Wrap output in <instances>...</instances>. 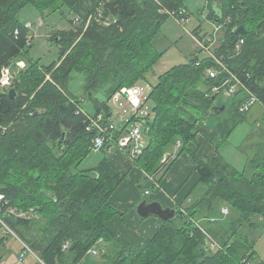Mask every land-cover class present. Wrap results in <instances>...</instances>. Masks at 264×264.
<instances>
[{
	"label": "trees",
	"instance_id": "16d2710c",
	"mask_svg": "<svg viewBox=\"0 0 264 264\" xmlns=\"http://www.w3.org/2000/svg\"><path fill=\"white\" fill-rule=\"evenodd\" d=\"M216 1L210 19L224 27L213 51L216 59L196 55L152 84L148 75L160 57L154 36L169 17L187 21L186 0H0V78L4 68L14 76L8 88L0 87L4 197L0 237L6 233L0 246L9 236L20 242L22 250L25 244L38 253V264H79L100 243L116 241L108 224L119 211L111 199L128 174L120 173L110 158L114 150H121L108 143L94 149L93 141L101 134L87 127L100 114L107 124L123 126L113 120L114 94L149 84L152 116L145 129L149 142L143 154L131 160L146 181L154 179L152 189L160 190L178 156L186 152L199 180L190 202L170 206L178 212L176 219L159 220V231L152 238L136 247H118L107 264H245V260L264 264L251 237L252 231L264 226V156L255 155L243 170L227 162L220 154L219 139L226 142L234 127L223 124V112H214L222 106L219 96L228 94L237 81L235 111L252 98L264 106V0ZM27 8L41 16L59 11L64 17L75 15L69 29L58 30L50 39L60 56L49 66L27 58L32 25L19 18ZM241 25L248 31L244 36L235 32ZM199 30L195 29L196 36ZM23 58L27 66L22 69L16 62ZM208 70L218 75L210 77ZM76 75L83 78L78 94L70 88ZM215 88L218 92H213ZM11 89L17 93L14 98L9 97ZM199 136L216 146V157L199 156ZM178 141L182 149L177 158L163 162ZM92 151L104 152L105 159L95 169H79ZM225 206L227 216L222 214ZM20 214L37 218L28 220ZM179 216L181 224H176ZM195 222L219 243L217 251H209L207 237Z\"/></svg>",
	"mask_w": 264,
	"mask_h": 264
},
{
	"label": "rangeland",
	"instance_id": "374dc122",
	"mask_svg": "<svg viewBox=\"0 0 264 264\" xmlns=\"http://www.w3.org/2000/svg\"><path fill=\"white\" fill-rule=\"evenodd\" d=\"M185 4L190 11V17L187 21L180 23L173 17H169L163 23L161 30L154 36V50L158 52L160 57L155 59V64H153L151 72L148 75V81L152 84H155L159 76L165 74L172 68L188 64L192 59L196 58V55L199 59L206 58L209 56L210 52L212 53L220 45V40L223 36V24L218 25V23L210 19L211 10L216 9L217 1L186 0ZM19 18L26 23L29 22L27 24L28 27L31 28L32 25L31 34L34 38H32V46L29 49L27 58L45 66H49L57 61L60 56V49L57 44L53 43L50 39L58 30L69 29V21L74 20L75 15L67 13L64 17L62 11H59L56 13L48 12L44 16H41L33 8H27L21 12ZM195 29L201 30L199 36L194 34ZM200 43H204L205 46L207 44L209 51L203 50ZM20 62H23L22 69L27 66L26 59H20L16 63ZM74 77L70 88L74 93L78 94L82 92L83 78L80 75ZM235 100L236 96L234 94H222L218 98V103L222 104V106H226L222 116L223 124H227L231 128L234 127V130L226 138V142L219 139V145L221 146L220 154L235 168L243 170L248 161L255 158V155L264 156V106L257 102L251 106L248 112L242 114V112L240 113L233 109ZM113 109V120L120 125L123 123L120 117L121 111L115 106H113ZM89 111L93 112L92 107L89 108ZM144 139L147 144L149 142L148 138L145 137ZM208 145L216 150L214 144L208 143ZM181 149L182 148H180L179 151ZM203 149L204 147H202V151ZM115 152L116 150H114V153ZM168 154L169 152L164 155V158ZM110 155L108 154V157H110ZM125 155L127 156V154ZM105 156V153L102 151H92L91 154L80 163L79 169H95L102 163ZM112 156L113 155H111L110 158H112ZM188 156L189 154L186 152L182 154L175 169H178L177 167L180 166H182L180 169H186L190 164L185 162L190 161ZM129 159L131 158L128 157L127 159L124 157L122 159L127 167L130 166ZM132 168H134L135 171H132L131 175L128 173L127 181L123 183L112 198L119 210L124 213L117 218V224H113L114 222L108 224V227L113 229L112 231L115 234L116 241L100 243L99 246L95 248L97 250V255L89 252L79 264H107L108 258L112 259V257L115 256L118 247H136L140 245L141 243L139 242L142 238L143 242L149 238L145 235L146 230L159 224V219L156 216H151L146 219L140 218L137 213V207L144 200L162 203L158 200L157 196L161 195L166 198L167 193L164 191L165 189L163 187L160 190L152 189V185H149L144 177L141 176L142 170L135 165L132 166ZM171 171L168 173L169 176L172 174ZM136 173L137 177H139V183H136L132 178ZM189 176L191 179L193 176L192 172ZM146 190L150 191V196L145 197ZM133 196L136 197V199H134V204L127 208L128 202ZM163 205L164 207H170L165 204ZM133 215L136 217V220H133ZM24 216H27L26 218L28 220L37 218L36 215ZM181 221L182 219L179 216L176 220V224H181ZM2 236H6V233L3 232ZM2 236L0 238H2ZM251 237L252 241H254L256 254L264 259V226L252 231ZM21 253H23V250L20 242L15 238L7 236L6 244L0 246V264H38V253H34L33 251L32 253H27L25 262L19 260Z\"/></svg>",
	"mask_w": 264,
	"mask_h": 264
},
{
	"label": "built area",
	"instance_id": "2783aa9c",
	"mask_svg": "<svg viewBox=\"0 0 264 264\" xmlns=\"http://www.w3.org/2000/svg\"><path fill=\"white\" fill-rule=\"evenodd\" d=\"M183 13H186L183 10ZM176 15V14H175ZM79 17L77 18V20ZM90 21V20H89ZM243 40L240 42L241 45L243 44ZM241 45H238L237 48L239 49ZM200 46L203 50H208L207 44L206 46L204 43H200ZM210 57H214V53H209ZM20 66V63H18ZM22 68V67H21ZM8 69L7 78L9 79V83L7 85L0 84L1 88H8L13 80V76L11 74V69ZM210 77H216L218 73L214 70H208ZM5 78L4 73H2V77L0 80ZM233 80L237 81L235 77ZM240 82L237 81L236 84L231 86V89L228 94L236 93V89ZM152 92V87L149 84H137L132 87L124 88L118 92H116L110 102V104L116 106L121 112L120 117L123 121V126H115L114 124L110 123L107 124L105 121L104 114H100L98 117L91 119L90 125H88V131H98L101 135L97 136L93 141L94 149H101L105 146L106 143L110 146L116 145L119 150L125 151L129 153L131 159L137 158L138 156L143 154L144 149L146 148L145 142V129L147 125V121L152 116L151 111V101H150V94ZM213 92H218V89L215 88ZM81 102L84 103L85 100L81 99ZM258 100L256 98H252L251 102L248 105L242 106L240 108V112L246 113L250 110L251 106L257 103ZM120 131V134L117 132ZM116 132V134H115ZM119 135V136H118ZM181 141H178L175 145V148L172 152H170L164 159L163 162H166L169 157L177 158L178 151L181 148ZM112 148H109V152H111ZM150 181L154 183V179L149 177ZM146 195H149L150 192L146 191ZM4 197L0 195V200H3ZM10 212L14 215H17L15 210L11 209ZM222 214L224 216L229 215V209L224 207L222 209ZM20 217H24V214L18 215ZM211 222H214L215 219H211ZM0 222H2L0 218ZM195 225L206 235L207 245L209 247V251H217L219 249V243L213 240L210 235L206 232L207 230L202 226L201 223L195 222ZM12 232V231H11ZM25 250L23 253L20 254L19 260L21 262H25V256L27 253H32V250L24 244ZM68 248V244L65 245L64 249ZM94 255L97 254L95 249L90 251ZM34 255V254H32ZM245 264H254L253 262H249L248 260L244 261Z\"/></svg>",
	"mask_w": 264,
	"mask_h": 264
},
{
	"label": "crops",
	"instance_id": "0c3cea01",
	"mask_svg": "<svg viewBox=\"0 0 264 264\" xmlns=\"http://www.w3.org/2000/svg\"><path fill=\"white\" fill-rule=\"evenodd\" d=\"M198 32L200 34L201 30H199ZM198 142L200 144L199 156L201 158L210 159V158H214L217 156V150L213 149L212 146L208 145V143H210V142L208 140H206L204 137L199 136ZM202 147H204L203 151H202ZM206 153H208V154H206ZM123 156L128 159V157L125 154H123V152L116 151L115 153H113L111 161L120 173H122V174L130 173V175H131L132 171H135V169L132 168V166H134V163L131 159H129L130 166L127 167V165L122 160L124 158ZM188 157H189L190 161H185V162H187V164L188 163H190V164L188 165V167L186 169H180L182 166L177 167L178 169H175L178 161L181 158V156H178L177 161H176L175 165L173 166L174 169L172 168L173 170L172 169H171L172 171L170 170L172 174L170 176L167 174L169 177L166 176L165 180L161 184V188L163 187L165 189L164 191L167 193V197L165 198V197H162L161 195H159V196H157V198L159 201H161L163 204H165L167 206H180L184 201L187 200L190 202V199L193 198V196H192L193 189L198 183L199 175L197 174V172L195 170V163L193 162L192 158L190 157V155ZM141 172H142L141 176L144 177L145 173L143 171H141ZM191 172H192L193 176L190 179L189 174ZM132 178L134 179V181L136 183H139L138 182L139 177H137V173ZM135 182H133V183H135ZM147 182L149 185H152L150 180ZM202 190H203V188H201L200 191H195L194 193L196 195H199ZM134 199H136L135 196H133V198H131L129 200L127 208L134 204ZM111 201L115 205V207H117V209L119 211V215L112 221V222H114L113 224H117L116 223L118 220L117 218L124 213L119 210L117 204L114 203L112 199H111ZM118 203H121V202H118ZM133 220H136L135 216L133 217ZM159 228H160L159 224L157 226H153V227L146 230L145 235H147L149 238H152L159 231ZM142 242H143V238L140 240L139 243H142ZM260 259L264 262V259H262L261 257H260Z\"/></svg>",
	"mask_w": 264,
	"mask_h": 264
},
{
	"label": "water",
	"instance_id": "95a60500",
	"mask_svg": "<svg viewBox=\"0 0 264 264\" xmlns=\"http://www.w3.org/2000/svg\"><path fill=\"white\" fill-rule=\"evenodd\" d=\"M235 32L238 36H244L247 34L248 31L244 25H241L238 28H236ZM16 94L17 93L15 89H11L9 91L10 98H14ZM225 109L226 106L215 107L214 112H223ZM137 213L139 217L142 219H146L151 216H156L159 220L168 222L176 219L178 212L176 209L170 207H164L160 202H150L148 200H144L142 201V203L138 205Z\"/></svg>",
	"mask_w": 264,
	"mask_h": 264
},
{
	"label": "clouds",
	"instance_id": "9594fccd",
	"mask_svg": "<svg viewBox=\"0 0 264 264\" xmlns=\"http://www.w3.org/2000/svg\"><path fill=\"white\" fill-rule=\"evenodd\" d=\"M20 66H23V62H20ZM2 71L5 75V78L3 80H0V84L7 85L9 83V79L7 78L8 69L4 68L2 69Z\"/></svg>",
	"mask_w": 264,
	"mask_h": 264
}]
</instances>
